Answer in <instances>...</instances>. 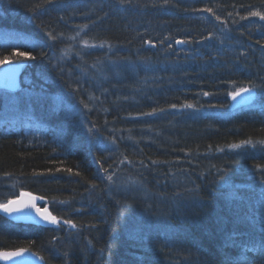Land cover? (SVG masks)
<instances>
[{
	"label": "trees",
	"instance_id": "trees-1",
	"mask_svg": "<svg viewBox=\"0 0 264 264\" xmlns=\"http://www.w3.org/2000/svg\"><path fill=\"white\" fill-rule=\"evenodd\" d=\"M251 11L264 0H0V61L36 57L18 91L0 90V204L28 191L77 225L0 215V250L264 264V20ZM241 87L257 98L235 107Z\"/></svg>",
	"mask_w": 264,
	"mask_h": 264
},
{
	"label": "water",
	"instance_id": "water-1",
	"mask_svg": "<svg viewBox=\"0 0 264 264\" xmlns=\"http://www.w3.org/2000/svg\"><path fill=\"white\" fill-rule=\"evenodd\" d=\"M26 66V61H16L6 63L0 66V90H7L11 92H16L19 90L21 85V78ZM251 89V88H250ZM254 91L251 89L248 93H242L235 100L232 99L234 106L248 104L250 99L253 97ZM32 197H36L33 201ZM41 196L24 191L16 198L11 199L10 201L16 202L13 204V207H22L23 205L35 204L36 207L44 209L46 208L43 199H39ZM10 201L4 204H8ZM0 215L13 220L19 223H37V224H47L46 221L42 220L39 215L36 214L35 210L31 207L23 208L22 211H14L11 214L4 212L0 209ZM10 252L16 253L19 252L20 255L12 256L10 258H4L0 256L1 264H44L42 257L36 252L28 248H17V249H4L0 250V253Z\"/></svg>",
	"mask_w": 264,
	"mask_h": 264
},
{
	"label": "snow or ice",
	"instance_id": "snow-or-ice-1",
	"mask_svg": "<svg viewBox=\"0 0 264 264\" xmlns=\"http://www.w3.org/2000/svg\"><path fill=\"white\" fill-rule=\"evenodd\" d=\"M44 3H51L52 0H43ZM130 2V0H129ZM171 2V0H163V5H169ZM41 5H37V7H41ZM206 11L208 12H212L213 10L211 8H207L205 9ZM213 15H215V13H213ZM229 15H231V13H229ZM250 16H255V17H259L261 20H264V12H260V11H251L249 13ZM216 19L219 20L220 17L219 16H216ZM241 19H246V17H241ZM83 27H87V25H84ZM48 36L53 39V40H56L57 37L53 36L51 32L48 33ZM147 43L149 45L152 44V41L149 40L147 41ZM176 44H184V43H190V41L188 40H176L175 41ZM85 44L87 45V41H85ZM89 47H104V44H100V45H88ZM110 47V45H109ZM13 55L15 57H17L18 59H21V60H24V59H28V60H34L36 59L35 56H33L30 52H23V51H17V52H14ZM6 62H9L8 60V57L5 56L4 59L2 61H0V64H3V63H6ZM251 89L250 88H247V87H241L239 88L238 90L236 91H233L231 93H228V95H230L232 97L233 100H235L238 96H240L242 93H248L250 92ZM205 96L207 95H210V93H203ZM173 108L176 107V105H172ZM183 107H186V108H193L195 107L193 104H185L183 105ZM160 111H163V109H160ZM157 112V109H153L151 113H145L144 115H153ZM89 131H91V129H89ZM261 144H264V141H261L260 142ZM252 144V141L251 140H244V141H241L240 143H234L232 144L230 147L232 149H239L241 148L243 145H250ZM101 167H103L101 165ZM67 171L71 172L72 170L71 169H67ZM105 172H107V169H104ZM79 174V173H77ZM106 179L108 181H112L113 180V177L112 175H107ZM95 187V185H94ZM33 201L35 199H37L36 197H32ZM39 199H43V197H40ZM16 202L14 201H10L8 204H0V209H2L4 212L6 213H9L11 214L12 212L14 211H22L23 208H28V207H31L32 209L35 210L36 214L39 215L41 217L42 220L50 223V224H53V225H60L61 223L65 224V225H68L70 226L71 228H76L77 225L71 220V219H64V220H61L60 217L56 216V215H53L52 212L48 211L47 208H44V209H41V208H38L36 207V205L33 203L31 205H23L22 207H13L12 205L15 204ZM262 251H264V247H262L261 249ZM20 255L19 252H16V253H10V252H3V253H0V256H3L4 258H10L12 256H18ZM247 264H253L252 261H248Z\"/></svg>",
	"mask_w": 264,
	"mask_h": 264
},
{
	"label": "rangeland",
	"instance_id": "rangeland-1",
	"mask_svg": "<svg viewBox=\"0 0 264 264\" xmlns=\"http://www.w3.org/2000/svg\"><path fill=\"white\" fill-rule=\"evenodd\" d=\"M15 59H17V58H15ZM10 62H16V61H18V60H14V61H12L13 60V58L12 59H8ZM10 62H8V63H10ZM20 88H21V85H20ZM19 88V89H20ZM231 97V96H230ZM256 98H257V95L255 94V92H254V95H253V97L250 99V102H253L254 100H256ZM231 101H232V97H231ZM45 207L48 209V211H49V206L47 205V204H45ZM48 223V222H47ZM49 225H50V223H48ZM53 225V224H52ZM57 226V225H56ZM58 226H60V225H58Z\"/></svg>",
	"mask_w": 264,
	"mask_h": 264
}]
</instances>
